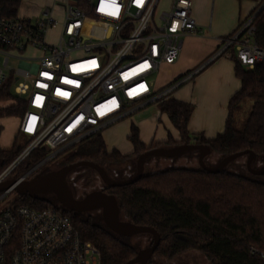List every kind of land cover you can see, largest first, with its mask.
Returning a JSON list of instances; mask_svg holds the SVG:
<instances>
[{"label":"built area","instance_id":"1","mask_svg":"<svg viewBox=\"0 0 264 264\" xmlns=\"http://www.w3.org/2000/svg\"><path fill=\"white\" fill-rule=\"evenodd\" d=\"M0 1L10 4L0 5V89L10 82L11 93L24 100L19 132L30 139L0 181L39 147L48 150V163L167 100L214 59L234 58L248 69L264 63V49L253 40L257 9L220 39L208 63L158 91L150 79L176 62L184 36L197 33L190 0H61L59 22L54 4L33 18L23 14V0ZM27 51L33 54L20 56ZM10 60L18 66L8 68ZM249 254L264 261L262 250ZM0 264H100V253L60 211L6 205L0 208Z\"/></svg>","mask_w":264,"mask_h":264},{"label":"trees","instance_id":"2","mask_svg":"<svg viewBox=\"0 0 264 264\" xmlns=\"http://www.w3.org/2000/svg\"><path fill=\"white\" fill-rule=\"evenodd\" d=\"M0 5L10 4L0 1ZM253 26L254 43L264 49V8L256 15ZM234 62L240 89L228 102L224 131L214 139L191 136L187 125L192 106L170 97L158 103L157 107L178 131L179 142L168 139L161 145L145 148L132 126L128 139L133 152L129 156H121L116 151H107L100 134L95 133L73 146L72 153L60 167L87 161L106 171L123 162H135L139 155L151 149L188 144L204 145L210 152L223 157L250 151L256 157L264 158V63L248 69ZM10 86L9 82L0 89V102L14 101L16 105L0 108V119L22 117L25 112L24 100L13 95ZM247 99L252 101L251 109L243 129L238 130L234 126V114ZM26 140L29 143L30 139ZM21 151L22 147L17 148L15 144L9 151L0 149V174ZM48 153L46 148H37L8 176L21 178L43 161ZM103 192L116 200L119 215L125 222L152 228L159 235V245L148 264H170L176 257L189 252L199 253L207 264H264V261L249 254L250 248L264 251V179L244 177L225 170L209 174L201 169H169L143 174L134 184L105 188ZM11 205L35 210L50 208L68 216L80 239L99 251L100 264H126L137 254L122 236L112 233L88 213L67 211L56 202L40 196L18 195Z\"/></svg>","mask_w":264,"mask_h":264},{"label":"crops","instance_id":"3","mask_svg":"<svg viewBox=\"0 0 264 264\" xmlns=\"http://www.w3.org/2000/svg\"><path fill=\"white\" fill-rule=\"evenodd\" d=\"M190 1L191 16L195 21L197 33L182 38L179 56L176 62L169 66L171 73H174L173 77L178 76L172 80L173 82L208 63L217 52L220 39L231 35L241 22L257 11L262 2V0ZM234 61L226 57L214 59L198 72L192 83L185 84L173 93V99L190 104L193 108L187 125L191 136L199 135L210 140L224 131L228 102L240 89V81L234 73ZM161 77L163 79L165 74L162 73ZM172 81L163 82L167 86ZM153 113L149 119L135 121L136 123L130 116L101 131L100 136L107 151H116L121 156L131 155L133 147L128 137L132 126L136 128L138 139L145 148L161 145L168 139L179 142V133L168 116L160 113L157 105L154 106ZM18 133L19 127L12 146L0 149L11 150Z\"/></svg>","mask_w":264,"mask_h":264},{"label":"rangeland","instance_id":"4","mask_svg":"<svg viewBox=\"0 0 264 264\" xmlns=\"http://www.w3.org/2000/svg\"><path fill=\"white\" fill-rule=\"evenodd\" d=\"M61 3H62L61 0H23L22 11L24 15L26 16L28 15L35 18L39 16V13H41V11L44 10L46 7H52V5L54 4L56 6L55 19L56 21L59 22L61 16H60L59 7H57L58 5L56 4H61ZM57 31L58 29H55V31L52 32L50 36L54 37ZM31 54H33L32 51H27L22 53L20 56L27 57L30 56ZM34 54L37 57L40 56L39 52ZM1 63H2V57L0 56V66ZM17 66H18V61L16 60L9 61L8 68H16ZM162 73L165 74V77L163 79L161 77ZM173 75L174 73L173 72L171 73V69L169 68V66H162L159 72L155 74L150 80L154 83L155 89L161 91L166 86L164 85L165 82L163 81L171 82L172 80L178 77L177 76L174 78ZM162 82L163 84L161 85ZM15 105L16 103L14 101L0 102V108H7ZM251 105H252L251 100L249 99L245 100L242 103L240 110H238V112L234 114V118H235L234 126L236 129L238 130L243 129L244 124L248 118ZM154 106L156 105L153 104L142 110L136 111L131 115L130 118H132L134 122L135 121L139 122L144 119H149L154 114L153 113ZM20 119L21 117H6L1 119L0 121V124L2 126V131L0 133L1 148H10L12 146L14 136L19 127ZM26 139L28 138L23 135L22 136L19 135L15 143V146L17 148L22 147L23 150L28 145ZM72 149L73 147L66 149L59 156L53 159L54 162L52 163L48 162V164H44L43 166L35 170L29 177L34 176L36 174L48 173L60 169L61 163L72 153ZM223 158L224 157L219 154L210 152L204 158L203 162L207 167H214ZM246 161H247V155L241 156L235 159L234 161L230 162L224 168V170L226 172L237 174L240 176L254 178L255 176H252L246 168ZM8 167L9 165L5 168V170ZM261 168H264V158L256 157L251 163V169L259 170ZM169 169H190V170L200 169L198 163V152L188 151L177 156L166 157V158L149 157L144 161L143 174L150 175V174L163 172ZM106 173L109 179L112 181L128 180L132 178L135 174V162L132 161H128L127 163L123 162V164L117 166L115 169L112 167L107 168ZM8 178L11 179V176L10 177L8 176ZM256 178L258 180H262L264 179V176H256ZM64 182L66 183L68 189L75 196V198L78 199H81L82 197L86 196L91 192L101 191L104 188V185L99 179L97 173L86 167L76 168L70 173H68L64 178ZM17 196L18 195L15 192H11L10 194H8L4 198V201L0 204V208L14 203ZM39 196L54 201L53 196L51 194H42ZM88 214H90L94 219L102 222L100 210L91 211L88 212ZM119 220L125 222L124 218L120 215H119ZM152 240L153 238L149 234H138V235L123 237V241L126 242V244L130 245L132 248H134L137 252L148 248L151 245ZM170 264H207V262L205 258L199 253L189 252L176 257Z\"/></svg>","mask_w":264,"mask_h":264},{"label":"water","instance_id":"5","mask_svg":"<svg viewBox=\"0 0 264 264\" xmlns=\"http://www.w3.org/2000/svg\"><path fill=\"white\" fill-rule=\"evenodd\" d=\"M264 8V3L258 8L257 14ZM256 14V15H257ZM188 151L198 152L199 168L209 174H218L224 170V168L235 159L247 155L246 168L252 176H264V168L259 170H252L251 163L256 158V155L250 151H243L234 153L224 157L216 166L207 167L203 160L210 153L208 147L204 145H182L173 148H156L151 149L143 154L139 155L135 160V174L132 178L124 181H112L109 179L106 171L92 163L87 161L76 162L67 166H64L56 171L44 173L35 176L32 179L28 177L39 167L47 162V158L33 167L29 172L23 175L19 179L5 178L0 181V193L1 196L15 192L17 195H29L39 196L42 194H51L54 202H56L61 208L74 212V213H88L91 211L100 210L102 223L112 233L127 237L138 234H149L153 240L151 245L137 252L136 256L128 261L126 264H147L148 260L153 256L156 248L159 245L160 238L157 232L149 227L136 226L129 222H122L119 220V209L116 200L105 194L102 191H95L87 194L82 199H75L72 192L68 189L64 178L68 173L76 168L86 167L96 172L99 179L105 186V188H120L129 186L136 183L143 176L144 161L149 157L166 158L180 155Z\"/></svg>","mask_w":264,"mask_h":264},{"label":"flooded vegetation","instance_id":"6","mask_svg":"<svg viewBox=\"0 0 264 264\" xmlns=\"http://www.w3.org/2000/svg\"><path fill=\"white\" fill-rule=\"evenodd\" d=\"M62 168V167H61ZM41 174H44V173H41ZM41 174H36V175H34V176H31V177H28V179H32V178H34L35 176H38V175H41ZM105 189V186H104V188L101 190L102 192H103V190ZM73 197L75 198V196L73 195ZM83 198V197H82ZM81 198V199H82ZM75 199H78V198H75ZM150 260V259H149ZM149 260H148V262H147V264L149 263Z\"/></svg>","mask_w":264,"mask_h":264}]
</instances>
